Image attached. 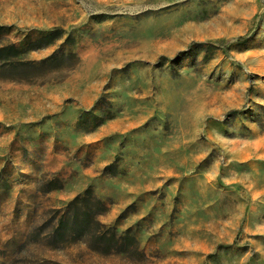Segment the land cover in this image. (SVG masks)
I'll list each match as a JSON object with an SVG mask.
<instances>
[{"label":"rangeland","instance_id":"rangeland-1","mask_svg":"<svg viewBox=\"0 0 264 264\" xmlns=\"http://www.w3.org/2000/svg\"><path fill=\"white\" fill-rule=\"evenodd\" d=\"M2 46L0 264H264V0H0Z\"/></svg>","mask_w":264,"mask_h":264},{"label":"trees","instance_id":"trees-1","mask_svg":"<svg viewBox=\"0 0 264 264\" xmlns=\"http://www.w3.org/2000/svg\"><path fill=\"white\" fill-rule=\"evenodd\" d=\"M14 49V46H2L0 52ZM86 202V208L79 207V203ZM72 211L65 214L66 220L63 218L59 221L60 226H67L72 222L75 224L76 234H86L88 236V243L92 239H96L99 243L91 247L102 251V253L110 252H127L130 249L131 240L129 236H118L114 230H110L97 219L103 211L105 206L99 200L92 197L90 189H86L81 196H76L69 202ZM129 241H132L131 243ZM97 243V242H96Z\"/></svg>","mask_w":264,"mask_h":264}]
</instances>
